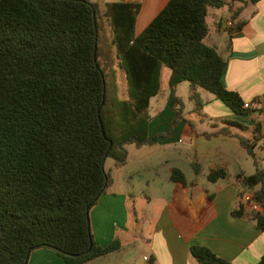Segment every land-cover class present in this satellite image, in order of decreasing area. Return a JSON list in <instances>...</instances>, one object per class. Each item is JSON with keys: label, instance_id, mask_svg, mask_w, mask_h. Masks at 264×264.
<instances>
[{"label": "trees", "instance_id": "trees-1", "mask_svg": "<svg viewBox=\"0 0 264 264\" xmlns=\"http://www.w3.org/2000/svg\"><path fill=\"white\" fill-rule=\"evenodd\" d=\"M228 1L170 0L138 35L141 5L110 1L109 43L91 0H0V264H27L40 248L66 264H83L121 248L117 238L106 246L95 243L90 210L112 184L106 160L120 168L128 161L126 145L150 143V100L160 93L164 67L171 89L189 83L190 113L201 120L206 116L199 89L235 114L255 111L259 99L246 108L239 93L224 87V53L205 42L208 11ZM241 28L236 23L228 36ZM115 60L127 83L121 99L113 89ZM177 103V121L184 120ZM224 124L245 128L237 121ZM204 135L238 139L256 169L237 178L264 208V167L254 151L264 140V119L253 125L249 140L223 127ZM192 168L200 174L197 162ZM226 177L222 167L207 175L210 182ZM171 180L187 184L177 168ZM231 215L256 221L264 231V209L245 214L240 204ZM190 252L199 264H232L205 246L193 244ZM148 264L156 263L150 258Z\"/></svg>", "mask_w": 264, "mask_h": 264}, {"label": "crops", "instance_id": "crops-1", "mask_svg": "<svg viewBox=\"0 0 264 264\" xmlns=\"http://www.w3.org/2000/svg\"><path fill=\"white\" fill-rule=\"evenodd\" d=\"M91 1L99 7V0ZM110 1L113 0H104L103 6L106 8ZM116 1L141 5L136 20L138 35L170 0ZM211 9L224 11L211 13L212 25L208 23L210 33L205 40L224 53L226 66L222 84L239 93L246 104L256 99L260 100L259 104L253 106L255 111L251 115L235 114L220 100L221 111H210L205 120L198 114L196 120L177 121L179 97L175 92L178 86L174 90L168 86L167 96L168 91L162 87L160 78V93L154 97L153 104L150 100L149 106L150 143L141 148L126 145L128 161L120 168L115 166L113 159L106 160L105 169L110 172L112 184L90 210L95 243L106 246L117 238L121 248L83 264H141L132 261L131 255L137 249L148 252L142 257L144 264H148L150 258L156 264H199L190 252L193 244L209 248L232 264H264V231L257 228L256 221L231 215L240 204L245 208V214L251 212L244 198L254 190L247 188L237 174H253L255 164L251 173H247L241 164L230 172V162L240 163L239 158L218 144L227 145L228 139H238L204 135L223 127L232 135L249 140L253 125L264 119V0H229L222 8ZM236 23H242V28L229 37V29ZM168 77L170 73L166 77L167 84ZM213 102L215 100L204 103L202 110ZM187 120L192 121L194 129ZM226 121H237L245 128L228 126L224 124ZM193 162L199 164L200 174L193 170ZM218 167L225 169L227 177L210 182L207 175ZM174 168L185 175L186 185L171 180ZM143 200L148 205L154 202L160 206V210L152 214L154 227L146 236L139 232L140 222L146 218L145 212L140 221L132 208V203ZM27 264L66 263L53 250L40 248L31 252Z\"/></svg>", "mask_w": 264, "mask_h": 264}, {"label": "rangeland", "instance_id": "rangeland-1", "mask_svg": "<svg viewBox=\"0 0 264 264\" xmlns=\"http://www.w3.org/2000/svg\"><path fill=\"white\" fill-rule=\"evenodd\" d=\"M103 1L104 0H99V7H98V22L100 25V35L102 36L104 41L107 42H111V27H110V23H109V19L108 17L105 15V6H103ZM219 12L220 14L224 11L221 10H214ZM213 9H211L209 11L208 17H207V22L210 23L212 25V12H214ZM170 73V70L166 67L163 68V74L161 76V82H162V87L164 89H166L167 91L169 90L168 88V84L166 81V77L168 76V74ZM113 78L115 80V84L117 85L116 88L114 89V93L119 96V98H123L127 96V83H126V79H125V72L119 68V66L117 65V60H115V67H114V72H113ZM199 92L202 95V98L204 99L203 102L204 103H208L210 102V100H215V102L210 103L205 109H203L201 111L202 114L206 115L207 117H209V112L210 111H221V107H223V105L221 104L222 102H220V100H217V98L215 97V95L206 92L202 89L199 90ZM176 96L179 97V101H181V103L183 104V108L185 110H183V115L185 118H188L190 120H196L198 113H188V111L193 110L194 108V103L190 101L189 95H190V90H189V83L185 82L182 83L181 85L179 84L177 87V90L175 92ZM167 96H169V91L167 93ZM156 98H152L151 99V103L153 104L155 102ZM153 113V111L151 112ZM154 114V113H153ZM215 137H219L220 139H224L223 135L221 136H215ZM227 139V138H226ZM227 145H222V144H218L222 147V149H227V151L232 154L233 156L239 158L240 163H236V162H230L229 164V170L230 172L233 171V169L238 165L241 164L242 166H244V170L247 173H251L253 172V163L254 160L247 155L246 151L244 150V148L240 147L241 145L239 144L238 140L236 139H228L227 141ZM219 146V147H220ZM255 154H256V159L259 163H261L262 165H264V140L260 142V145L257 146L255 148ZM147 206L148 209H146ZM132 208L136 210V216L138 217V219L140 221H143L142 217L144 215L143 212H145L146 218L143 222H140L141 224L139 225V232L142 234H144L145 236L153 230L154 227V220L151 218L153 217L152 214H156L159 210H160V206L158 205V203H152L151 205H148L147 202L143 201H139V202H134V204L132 203ZM144 209H146L145 211H143ZM134 218V217H133ZM148 252L145 250H140L137 249L132 253V261H135L136 263H140L144 264L145 262L142 260L143 255H147Z\"/></svg>", "mask_w": 264, "mask_h": 264}, {"label": "built area", "instance_id": "built-area-1", "mask_svg": "<svg viewBox=\"0 0 264 264\" xmlns=\"http://www.w3.org/2000/svg\"><path fill=\"white\" fill-rule=\"evenodd\" d=\"M244 107L249 108L248 104H244ZM245 200V204L248 206V208L251 211H259L262 212L263 211V206L260 202L256 201L253 197V191H251L250 193H248L247 197L244 198ZM145 260H147V257H144Z\"/></svg>", "mask_w": 264, "mask_h": 264}, {"label": "water", "instance_id": "water-1", "mask_svg": "<svg viewBox=\"0 0 264 264\" xmlns=\"http://www.w3.org/2000/svg\"><path fill=\"white\" fill-rule=\"evenodd\" d=\"M94 59H95V56H94Z\"/></svg>", "mask_w": 264, "mask_h": 264}]
</instances>
